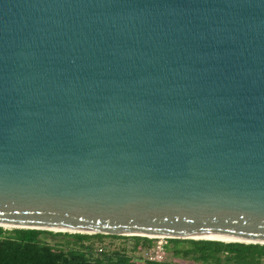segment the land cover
Returning a JSON list of instances; mask_svg holds the SVG:
<instances>
[{"label": "water", "instance_id": "95a60500", "mask_svg": "<svg viewBox=\"0 0 264 264\" xmlns=\"http://www.w3.org/2000/svg\"><path fill=\"white\" fill-rule=\"evenodd\" d=\"M0 223L264 244V0H0Z\"/></svg>", "mask_w": 264, "mask_h": 264}, {"label": "trees", "instance_id": "16d2710c", "mask_svg": "<svg viewBox=\"0 0 264 264\" xmlns=\"http://www.w3.org/2000/svg\"><path fill=\"white\" fill-rule=\"evenodd\" d=\"M122 235L0 227V264H180L174 260L152 263L135 259L126 247L103 243ZM135 243L147 239L131 236ZM123 243V242H122ZM167 252L193 264H262L264 244L210 239L167 238ZM166 252V254H167Z\"/></svg>", "mask_w": 264, "mask_h": 264}, {"label": "built area", "instance_id": "2783aa9c", "mask_svg": "<svg viewBox=\"0 0 264 264\" xmlns=\"http://www.w3.org/2000/svg\"><path fill=\"white\" fill-rule=\"evenodd\" d=\"M125 236L126 238L123 239V242L127 240H130L131 244L128 245V248L130 250H135L139 252L140 257L143 260L152 262V263H158L162 262L167 249H166V239L168 237L165 236H142L147 239L146 243H143L142 241H137L135 243L134 239L131 238V236H138V235H122Z\"/></svg>", "mask_w": 264, "mask_h": 264}, {"label": "rangeland", "instance_id": "374dc122", "mask_svg": "<svg viewBox=\"0 0 264 264\" xmlns=\"http://www.w3.org/2000/svg\"><path fill=\"white\" fill-rule=\"evenodd\" d=\"M11 228L12 227H7V228L6 227H3V229H6V230H9ZM127 241L128 242L126 243V241L123 242V240L121 241L119 239H113V240L111 238H104L103 239V243H106V244L110 243L112 245L110 247H114V246H117L119 244H123V246L126 247V250H127L128 254H132L135 259L141 258L140 255H139V252H137L135 250L134 251L133 250H130L128 248V245L131 244V242H130V240H127ZM166 260H174V261H176V262H178L180 264H193V261H191L190 259L174 258L168 252L166 254ZM262 264H264V258L262 259Z\"/></svg>", "mask_w": 264, "mask_h": 264}, {"label": "bare ground", "instance_id": "6f19581e", "mask_svg": "<svg viewBox=\"0 0 264 264\" xmlns=\"http://www.w3.org/2000/svg\"><path fill=\"white\" fill-rule=\"evenodd\" d=\"M0 224H1V226L6 227V228L7 227H13L14 226V224H6V223H0ZM55 229L57 230V229H60V228H55ZM61 230H63V229H61ZM162 236H164V235H162ZM150 237H154V236H150ZM201 237H203V236H201ZM204 238H216V239L225 240V241L232 240V239H229V238H217V237H204Z\"/></svg>", "mask_w": 264, "mask_h": 264}]
</instances>
